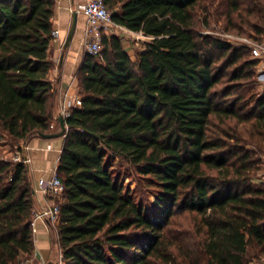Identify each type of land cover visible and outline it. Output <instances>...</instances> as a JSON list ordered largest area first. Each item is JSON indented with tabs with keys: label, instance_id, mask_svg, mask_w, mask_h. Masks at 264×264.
Here are the masks:
<instances>
[{
	"label": "trees",
	"instance_id": "1",
	"mask_svg": "<svg viewBox=\"0 0 264 264\" xmlns=\"http://www.w3.org/2000/svg\"><path fill=\"white\" fill-rule=\"evenodd\" d=\"M104 4L114 24L150 39L133 60L103 33L100 56L83 55L81 102L64 117L55 170L64 188L60 264L264 259V181L255 176L262 158L238 131L252 122L264 136L257 61L200 32L214 11L227 30L259 39L264 0ZM54 8V0H0V147L51 133ZM33 205L28 166L0 158V264L34 253Z\"/></svg>",
	"mask_w": 264,
	"mask_h": 264
},
{
	"label": "crops",
	"instance_id": "2",
	"mask_svg": "<svg viewBox=\"0 0 264 264\" xmlns=\"http://www.w3.org/2000/svg\"><path fill=\"white\" fill-rule=\"evenodd\" d=\"M86 2L87 0H55L52 28L53 30H58L59 35L51 39L47 53L48 60L54 65V68L48 74V80L55 85V110L51 133L60 130L57 118L59 115L64 117L62 109L69 110L74 107L75 100L79 97L76 74L84 55L83 43L86 17L77 10ZM74 11L77 13L75 32L68 46L64 47L71 24V15ZM118 27L127 30L120 26ZM63 141L64 136L43 138L39 134H33L24 141L27 146L25 153L30 159L27 166L34 189L32 214L47 204L46 198L38 190L36 182L42 177L50 176L56 170ZM10 155L9 145L0 147V158L9 159ZM55 227L56 225L46 220L37 219L35 221V232L33 233L35 249L29 258L35 260L38 264L41 261L48 264H60L61 254L56 240L57 234H53ZM55 248L58 254H56L57 259L53 258Z\"/></svg>",
	"mask_w": 264,
	"mask_h": 264
},
{
	"label": "built area",
	"instance_id": "3",
	"mask_svg": "<svg viewBox=\"0 0 264 264\" xmlns=\"http://www.w3.org/2000/svg\"><path fill=\"white\" fill-rule=\"evenodd\" d=\"M55 1V0H54ZM86 17V26L84 30V47L86 53L99 57L102 49L101 37L102 32H107L108 27L115 26L111 20L110 11L104 4V0H87V2L78 8ZM119 26V25H118ZM122 27V26H120ZM124 28V27H122ZM126 29V28H125ZM128 30V29H127ZM52 38L59 35L58 30H52ZM241 44L249 48L256 59L261 60L262 71L264 75V41L257 42L250 40L247 37L239 38ZM80 98H76L75 106L80 105ZM67 109H62L64 117L68 115ZM27 146L24 142L12 146L10 159L14 162H19L28 165L30 162L29 157L26 155ZM38 190L46 198V206L32 214L31 226L32 232H35L34 225L37 219L46 220L49 223L56 225L59 220V207L63 201V184L60 178L56 175L55 171L48 177H42L36 182ZM19 264H38L31 258L25 259ZM251 264H264V259L254 261Z\"/></svg>",
	"mask_w": 264,
	"mask_h": 264
},
{
	"label": "rangeland",
	"instance_id": "4",
	"mask_svg": "<svg viewBox=\"0 0 264 264\" xmlns=\"http://www.w3.org/2000/svg\"><path fill=\"white\" fill-rule=\"evenodd\" d=\"M209 25L203 24L200 27V32L202 34H208L211 35L217 39H220L222 41L230 43L234 47H244L246 50H248L245 57H248L250 59H256L253 55V52L245 47L243 44L240 43L239 38L241 37H247L250 38V40H254L257 42H263L264 41V35L259 38L255 39L253 36H249V33L252 35V31H246V33L238 34L235 31L227 30L224 26L223 17L220 16V14L216 15L214 11L210 12L209 16ZM217 17V18H216ZM249 32V33H247ZM105 32H102V34ZM106 36H117L124 48V50L130 55V57L134 60L135 55L137 51H142L145 48V42H147L150 37H147L141 33L136 32H130L124 29L119 28L118 26H112L108 27V30L105 34ZM84 54L86 53L85 47L83 45ZM257 65L254 68V78L256 80V86L254 87L253 91H255L258 95L264 94V75L261 74L262 64L261 60L256 59ZM238 131L240 135L244 138L247 145L246 147L249 149H252L255 151L256 155L260 156L262 158V166L256 173V179L263 180L264 181V136L262 135L261 131L256 127L255 124L250 122L249 124H240L238 127ZM10 147V151L12 150V146ZM11 157V156H10ZM10 159V158H9ZM259 180H256L258 182ZM124 182H129L130 187L134 188L138 186V182L136 178L130 179L127 178L124 180ZM142 185H139V188H141ZM147 188L142 187V194L146 195ZM153 195H151V199H153ZM53 234H56V231H53ZM56 237V236H55ZM57 250L54 249L53 252V258L57 259L56 257ZM58 255V254H57ZM28 259L25 257H22L16 264H19L23 260ZM54 259V260H55ZM33 260V259H32ZM35 261V260H34ZM39 264H48L47 262H40Z\"/></svg>",
	"mask_w": 264,
	"mask_h": 264
},
{
	"label": "water",
	"instance_id": "5",
	"mask_svg": "<svg viewBox=\"0 0 264 264\" xmlns=\"http://www.w3.org/2000/svg\"><path fill=\"white\" fill-rule=\"evenodd\" d=\"M76 16L77 13L76 11H74L71 15L72 19H71V24L64 42V47H67L69 42L71 41L73 34L75 32V26H76ZM57 121L59 123L60 126V130L58 132H54V133H47V134H42V133H38L41 137L43 138H53V137H58V136H64L65 131H66V126H65V121H64V117L62 115H59L57 118Z\"/></svg>",
	"mask_w": 264,
	"mask_h": 264
}]
</instances>
